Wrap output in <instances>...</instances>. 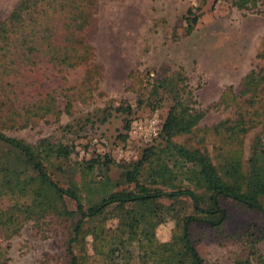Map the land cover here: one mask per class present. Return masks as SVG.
<instances>
[{"label": "trees", "instance_id": "1", "mask_svg": "<svg viewBox=\"0 0 264 264\" xmlns=\"http://www.w3.org/2000/svg\"><path fill=\"white\" fill-rule=\"evenodd\" d=\"M99 1L17 0L0 20V91L10 88L13 96L2 98L0 111H16L20 127L28 124L30 114L43 119L57 118L61 113L48 94L36 101L23 98L16 102L14 83L27 80L25 85L32 86L38 79L37 65L65 71L80 69L84 84L92 81L98 66L91 61L89 39ZM230 3L236 10L256 3L264 7V0ZM196 20L197 16L187 10L185 35L191 33ZM256 58L264 61V35ZM182 80L180 73L151 79L150 94L163 95L169 106L153 140L159 137L160 143L142 146L146 167L139 160L114 162L104 154L88 166L82 183L67 178V185L61 187L48 167L60 172L61 168L53 165L68 162L72 146L49 139L31 146L0 133V201H12L0 209V227L21 220L35 223L46 216L69 221V233L62 243L63 264H205L192 232L196 227L211 239L222 238L227 212L220 204L229 200L255 209L263 218L261 226L232 232L246 250V256L235 258L233 264L260 263L255 245L264 240V102L262 108L257 105L264 98V66L244 75L238 96L231 95L229 88L222 92L218 103L231 96L232 117L208 128H198L204 112L192 106V92ZM160 103L157 100L155 105ZM68 106L66 102L65 113ZM115 111L130 115L128 106ZM130 123L124 122V134L117 138H127ZM257 128L245 165L242 140ZM197 133L200 136L191 143ZM208 133L223 144L213 159L204 146ZM181 137L185 138L183 143L174 141ZM251 164L256 165V171L251 170ZM111 165L119 169L114 180L108 175ZM166 221L172 222L170 236L160 242L155 230Z\"/></svg>", "mask_w": 264, "mask_h": 264}, {"label": "rangeland", "instance_id": "2", "mask_svg": "<svg viewBox=\"0 0 264 264\" xmlns=\"http://www.w3.org/2000/svg\"><path fill=\"white\" fill-rule=\"evenodd\" d=\"M16 1L0 0V20ZM189 9L197 20L191 33L185 35L184 15ZM263 35L264 7L258 3L236 10L230 0H101L95 9L89 39L91 61L98 66L92 81L85 85L80 69L65 71L61 67L37 65L38 79L32 86L25 85L27 80L14 83L16 102L23 98L36 101L48 94L61 113L57 118L43 119L32 118L30 114L28 124L20 127L17 112L1 108L0 133L31 146L41 139L72 146L68 162L53 165L60 167L61 173L48 167L61 187L67 185V178L82 183L88 166L104 154L119 162L117 153L122 146H128L133 153L131 160H139L146 167L147 161L141 157L143 147L117 136L124 134L126 120L132 122L153 115L161 122L164 120L169 102L163 95L150 94L151 79L180 73L192 92L195 102L192 106L204 112L198 128H208L232 117L234 101L230 96L225 103H218L222 92L229 88L231 95L238 96L244 75L264 66V61L256 58ZM9 90L6 87L0 91V102L4 97H13ZM157 100H161L158 106L155 105ZM66 102L69 103L68 113L63 111ZM263 102L261 98L257 107L262 108ZM127 106L129 116L115 111ZM257 130L259 128L243 137L241 148L245 165L250 141ZM199 133L191 143L197 140ZM184 140V137L174 139L176 143ZM158 143L159 137L152 145ZM222 145L218 137L209 133L205 136L204 146L211 159ZM251 170L256 171L255 164H251ZM108 175L116 179L119 169L111 165ZM11 203L10 199L0 201V209ZM68 207L72 208V204L68 203ZM220 207L227 212L222 238L211 239L196 227L192 232L197 252L205 264H233L235 258H244L246 250L235 241L232 232L263 224L261 214L255 209L229 200L222 201ZM69 226V221L46 216L35 223L21 220L19 224L0 227V264H63L62 243ZM14 228L17 231L10 234ZM171 228V221L158 226L156 239L166 241ZM255 249L261 262L251 264H264V240L258 242Z\"/></svg>", "mask_w": 264, "mask_h": 264}, {"label": "built area", "instance_id": "3", "mask_svg": "<svg viewBox=\"0 0 264 264\" xmlns=\"http://www.w3.org/2000/svg\"><path fill=\"white\" fill-rule=\"evenodd\" d=\"M160 125L161 121L154 115L145 119L134 120L129 125L126 141H134L139 146L150 144L157 137ZM132 157L133 153L129 151L128 146H122L118 150V161H127Z\"/></svg>", "mask_w": 264, "mask_h": 264}]
</instances>
